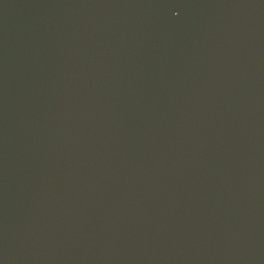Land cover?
I'll return each mask as SVG.
<instances>
[{
	"label": "water",
	"instance_id": "1",
	"mask_svg": "<svg viewBox=\"0 0 264 264\" xmlns=\"http://www.w3.org/2000/svg\"><path fill=\"white\" fill-rule=\"evenodd\" d=\"M0 264H264V0H0Z\"/></svg>",
	"mask_w": 264,
	"mask_h": 264
}]
</instances>
